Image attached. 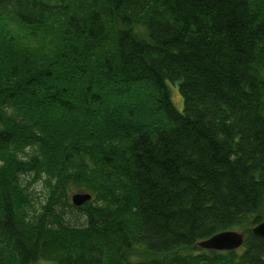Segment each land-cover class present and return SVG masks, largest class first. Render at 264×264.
<instances>
[{
  "label": "trees",
  "instance_id": "16d2710c",
  "mask_svg": "<svg viewBox=\"0 0 264 264\" xmlns=\"http://www.w3.org/2000/svg\"><path fill=\"white\" fill-rule=\"evenodd\" d=\"M263 222L264 0H0V264H264Z\"/></svg>",
  "mask_w": 264,
  "mask_h": 264
},
{
  "label": "water",
  "instance_id": "95a60500",
  "mask_svg": "<svg viewBox=\"0 0 264 264\" xmlns=\"http://www.w3.org/2000/svg\"><path fill=\"white\" fill-rule=\"evenodd\" d=\"M90 200H92L91 195L87 194H76L72 198V204L80 208L86 205ZM253 234L256 237L264 239V222L253 229ZM245 242V236L241 233L230 232L216 235L208 241L200 244V248L207 251L215 252H231L241 249Z\"/></svg>",
  "mask_w": 264,
  "mask_h": 264
},
{
  "label": "rangeland",
  "instance_id": "374dc122",
  "mask_svg": "<svg viewBox=\"0 0 264 264\" xmlns=\"http://www.w3.org/2000/svg\"><path fill=\"white\" fill-rule=\"evenodd\" d=\"M170 93H171V100L174 105V107L176 108V110L179 113L184 112V101L181 97V94L179 92V86L178 83L177 84H168ZM28 181H32V179H25V184L27 185ZM29 187V191L31 192V195L33 197V203L34 207L36 208L35 210L37 211V213H39L41 211V209L43 208L46 199L48 197V190L45 187V184L43 183H37V184H32ZM76 191V190H74ZM74 193H70L69 196V203L72 204V196ZM76 194H78L76 192ZM65 217L66 220L69 224L73 225V226H77V225H83L85 223L84 218L79 215L77 212L69 209L67 211H65Z\"/></svg>",
  "mask_w": 264,
  "mask_h": 264
}]
</instances>
